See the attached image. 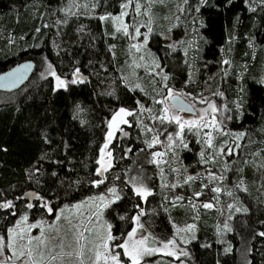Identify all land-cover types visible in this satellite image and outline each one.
<instances>
[{
  "label": "trees",
  "instance_id": "1",
  "mask_svg": "<svg viewBox=\"0 0 264 264\" xmlns=\"http://www.w3.org/2000/svg\"><path fill=\"white\" fill-rule=\"evenodd\" d=\"M127 1L94 0L95 8H73L78 14L70 16L62 11L69 0H0V74L29 60L35 63L26 84L0 89V203L11 200L15 205L0 209V233L7 232L27 204L40 202H30L26 192L35 191L42 202L56 207L99 192L103 183L95 182L108 179L121 191L107 214L114 235H126L143 210L139 222L156 241H168L174 225L195 224L194 238L180 250L187 253L182 254L187 264H264V236L259 235L264 232V3L187 0L182 19L189 28L195 16L198 35L187 56L151 39L167 84L188 92L221 91L235 111L231 130L244 133L235 156L225 160L227 186L235 180L245 183L243 210L232 219L231 231L220 233V209L195 208L189 200L203 192L201 181L181 188L184 195L177 204L166 190H156L157 171L140 126L117 137L111 167L104 177L97 174L112 113L139 101L155 107L163 90L158 79L140 77L142 90L135 91L123 83V76L131 74L127 37L111 19L99 17L119 12ZM48 65L65 80L64 86L56 87L45 74ZM188 69L192 77L184 83ZM198 138V131H186L183 144L170 155L174 166L164 175L169 187L179 170L181 177L190 173L208 150ZM133 178L135 184L130 183ZM140 182L153 189L145 200L135 191Z\"/></svg>",
  "mask_w": 264,
  "mask_h": 264
},
{
  "label": "rangeland",
  "instance_id": "2",
  "mask_svg": "<svg viewBox=\"0 0 264 264\" xmlns=\"http://www.w3.org/2000/svg\"><path fill=\"white\" fill-rule=\"evenodd\" d=\"M126 3H128V1L124 4ZM137 4H139L138 9L136 8ZM185 4V0H132L127 8L121 7L119 12L111 13L112 17H116L120 16L122 12H127V15L122 17V20L124 24L128 25L129 34L126 35L127 57L130 61L128 59L126 66L127 68L130 67L131 74L129 73L127 75L128 78L123 76V83L126 84L129 89L135 91L142 90V85L139 80L140 77H145L148 80L158 79L162 80L161 88L163 90H161V93L155 98V107L145 105L142 101H139L138 105L133 108L119 107L112 113L107 122L105 139L101 148V150L103 149L104 151L102 153L100 150L99 161H102L104 166L109 165L111 155L109 156L108 154L111 153L112 146L115 144L117 137H123L127 132V128H137L140 126L147 144L151 143L155 138H158L160 141V143L154 144L153 147H149L152 163L157 171L154 178L155 184L153 183L156 190H166L169 200L173 204H177L183 199L184 190L180 191L181 188L193 184L195 180L201 181L204 186L203 192L200 195L201 197L194 198V196H189V189H186L185 192H188L186 194L189 196V200L195 208L199 207L206 210L219 208V231L220 233H226L231 231V223L235 214L243 210L240 202V193L243 191L242 189L245 188V183L243 181L237 182L235 180V182L233 181V183L228 186L226 183V179L228 178L227 173L229 172L225 163L228 156L226 154L227 148L228 146H234L235 144L240 145L241 142L240 139H234V135L228 134H237V132H234L230 128L235 116V111L228 105V101L225 99L224 94L217 89L212 91L199 90L196 92H188L182 86L172 87L170 84H167V82L162 79L163 76H166V70L162 67L159 58L155 53L156 49L151 45V39H153L155 41L158 40L165 47L172 48V51L181 50L180 52L183 55L187 56L192 52V48L195 44L193 45L191 42L194 40L197 44L198 41L197 25L193 23L195 16L191 18L192 24L189 28L187 21L185 22V19H182ZM67 6H65V8ZM108 15L109 14L106 16ZM89 16H97V14H91ZM113 25L115 29L121 26L120 21H113ZM137 28L141 33L139 36H136L135 34ZM149 29H151V31H149ZM120 32L125 35L122 30ZM145 35L147 36L146 43ZM192 36L194 38H192ZM133 45L139 46V50H137L136 47H133ZM156 65H159V67H156ZM190 67L192 69V65ZM226 68H228V65H226ZM191 69H188L189 74L184 83H187L191 79ZM53 71L55 72V70L49 66L47 67L45 74L53 77L56 87L58 83L56 77H59L65 84V80L57 72H55V76L51 74ZM73 80L77 79L73 78ZM165 84L167 87H165ZM137 85H139V87H137ZM169 88L175 93L183 94V96L190 101L197 110L196 114L178 112L177 114L182 120L198 121L201 115L199 109L207 108V104H201L199 101L207 98L210 102L214 103L219 110L215 113V119L221 125L223 133L226 134H221V132L212 128L196 125L192 127L185 126L181 134L182 139L178 138L176 133L180 131V129L177 124L167 122L161 123L159 120L155 119V117L161 115V110L165 107L164 104L156 103V101L164 100ZM155 96L156 94H153V98ZM121 108L132 111L135 115L124 117L128 121L127 124L120 123L117 128L114 123L113 127L109 128V122L112 120L115 113ZM141 108L143 110H141ZM211 115L210 112L208 116L204 117V121H210ZM228 117H231V119H228ZM148 129H151V131H148ZM186 131H198V141L202 143L203 147H208L207 134L211 132L212 147H208L207 151L203 148L205 153L201 157L202 160L192 166L190 173L182 175L183 179L181 177L182 172L178 169V180L175 179L177 181L174 182L176 187H169L164 176L165 171L169 170L170 166L173 165L170 155H175L176 150L178 151L177 148L183 144V137ZM110 132L112 133V138L109 142ZM169 135L173 137L171 141L168 138ZM225 142H227V145ZM105 144H107V148L104 147ZM221 147L225 148V154L220 153L219 150ZM153 153H163V155L154 157ZM236 153L237 148L232 156H235ZM212 159H214V162H211ZM205 161L209 162L205 163ZM100 167L101 163L98 165V168ZM210 173L214 175L216 179H210ZM188 176L197 178L185 183ZM142 184L151 194L153 193V189H149L144 183ZM139 186L140 183H138L135 189ZM111 188L116 189L115 195L109 192V189ZM215 188H219L220 191H213ZM120 192V189L114 184V182L107 179L103 182V187L99 192L90 194L79 201L58 203L56 207L51 206V204L47 202L48 206L52 208L51 213H48L46 208L41 206L43 202L40 200V202L34 203V207L31 209L25 207L26 210L16 218L15 222L10 227H8L7 232L0 233V236H3L7 242L9 239V229L14 230L13 235L20 232L21 229H25L24 240L16 238L12 241L18 254L19 251L24 250L22 245L30 237H37L41 234V228H32L30 231H27V225L43 222L44 234L48 238L49 243L48 250L45 251L44 260L41 264H93L95 256L94 251H91L90 249H93L94 245L100 242V237L106 235L108 225H111V234L116 236L113 233V225L107 214L113 203L118 200L116 199V196L120 197ZM101 196L105 197L103 201L99 199ZM141 197L144 200L146 198L142 195ZM206 203H211L213 207L204 208L203 205ZM105 204L107 207H104ZM23 215H27V221L18 224L17 222L20 221V218ZM57 217H59V219H57ZM188 225L195 224L190 223ZM225 225H227V227H225ZM135 226L136 223L133 227ZM186 226L181 227L174 225L173 227V235L170 239L175 238L176 240V245L178 246L174 249L176 251V256L164 254L170 249H163L162 252L155 253L151 256H145L141 261V264H166L168 262L170 264H187V262L182 259L183 255L180 250L194 238L193 232L195 227L191 231H180L178 235L176 234L177 229L183 230ZM85 228H91L92 231L86 232L84 231ZM78 232H83L84 237H86V240H80L79 244L77 243ZM145 234L147 233L145 232ZM120 236L122 235H117V237ZM119 242L122 241H117V243ZM153 243L158 248L162 247L160 241L155 240ZM80 245H84L83 255L77 256V253L81 251ZM32 247L35 248V244H33ZM116 251L121 252V260L123 264H129V261L123 256L122 250L116 249ZM69 253H71V255H69ZM11 256L12 252L5 248L3 253H0V262H2V264H23L24 259H27V256L19 260L15 259V257L9 259ZM52 256H56L57 259L53 261L51 259ZM34 259L39 261V257L35 254Z\"/></svg>",
  "mask_w": 264,
  "mask_h": 264
},
{
  "label": "snow or ice",
  "instance_id": "3",
  "mask_svg": "<svg viewBox=\"0 0 264 264\" xmlns=\"http://www.w3.org/2000/svg\"><path fill=\"white\" fill-rule=\"evenodd\" d=\"M132 0H128V3L122 5L123 8H127L129 4H131ZM187 2V0H185ZM247 3L248 0H245ZM261 3H264V0H261ZM95 8L96 4L94 0H88L87 3H79L78 0H69L68 6L65 9H62V11H65L67 15L70 16H75L78 13L73 11V8L77 9H88L89 7ZM136 8H139V4L136 5ZM254 10V9H250ZM127 15V12H122L120 16L112 17L111 14L108 16H101L99 19L101 20H106V19H112L113 21H120L119 27H117V31H123L125 35H128V25L123 23L122 17ZM151 31V29H149ZM136 36L141 35L139 32V29L137 28L135 30ZM135 38V37H133ZM147 42V36L145 35V43ZM133 47H136L137 50H139V46L133 45ZM225 63H228V61H225ZM30 67V65H21L20 69H27ZM156 67H159V65H156ZM20 69L13 70L12 73H9L8 76L12 77V79L9 81V83H3L0 82V88L4 87H15L24 77L23 75H17L18 72H20ZM78 72V70H77ZM53 76H55V72L53 71L51 73ZM5 78L0 77V81H3ZM162 79L164 81H167V76H163ZM57 80V87L64 86V81L60 80L59 77H56ZM73 83L76 81L73 80ZM139 87V85H137ZM165 87L167 85L165 84ZM201 104H207V108L204 109H199L200 112V119L198 121H189V120H182V118L177 114L178 112L181 111H194V105L190 102L186 103L185 97L181 93H175L173 92L172 89H168L167 96L165 97L164 100L156 101V103L164 104L165 107L161 110V115L155 117V119L159 120L161 123L167 122V123H175L179 127L180 131L176 133V136L178 138L182 139V132L185 128V126L192 127L196 125H200L202 127H207V128H212L215 129L218 132H221V134H226L223 133L221 125L216 121L215 119V113L219 111L215 104L210 102L207 98L200 100L199 101ZM141 110H143L141 108ZM150 111V110H149ZM211 112V119L210 121L205 122L204 117L208 116ZM135 115L134 112L128 111L124 108H121L118 110V112L115 113V115L112 117V120L109 122V128L113 127V124L115 123L116 127H119L120 123L127 124L128 121L124 118L127 116H133ZM228 119H231V117H228ZM148 131H151V129H148ZM229 135H234V139L239 140L242 139L244 136V133H237V134H230ZM127 135V133H125ZM207 145L208 147H212V134L209 132L207 134ZM112 138V133H109V142L111 141ZM169 140L171 141L173 137L169 135ZM160 143L158 138H155L151 143L148 144V147H153L154 144ZM227 145V142H225ZM186 146V145H185ZM107 148V144L104 146ZM239 144H235L234 146H228L227 148V155H232L235 152L236 148H239ZM103 153V149L101 150ZM221 154H225V148L221 147L219 150ZM109 156L111 153L108 154ZM163 153H153V156H161ZM209 161H205V163H208ZM211 162H214V159H212ZM98 163H101V167L97 169V174L98 175H103L104 172L108 170L109 167H111V164L107 167H105L102 163V161H98ZM38 171V170H37ZM197 177L193 176H188L187 179L185 180V183H188L189 181L195 180ZM210 179H216L214 175L211 173L209 174ZM96 184H101L103 183V180L96 181ZM130 183L135 184L136 179L133 178V180L130 181ZM171 187H176V185H171ZM136 193L138 195H142L146 197L147 195H150L151 193L143 187L142 182H140V186L137 187ZM246 190V189H245ZM215 192H219V188L213 189ZM109 192L112 193L113 195L116 194V189L111 188L109 189ZM202 193L197 192L194 195L196 197H199ZM25 196L28 197H33L35 196L38 200H42V197H39L38 194L36 193H25ZM22 197H17V199H21ZM101 201L105 199V197L101 196L99 198ZM116 199H119V196H116ZM180 199V198H178ZM42 207L46 208L48 213L52 212V208L48 206L47 202H43ZM27 208L31 209L34 207L33 204L29 203L26 206ZM104 207H107L105 204ZM204 208H211L213 205L211 203H206L203 205ZM15 205L13 201L7 200L2 203H0V209H14ZM239 211V209H238ZM13 214H15L13 212ZM140 215H143V210H141L140 214L134 217V220L136 221V226L131 229L126 235H122L120 237L113 236L111 234V225H108L107 227V232L106 235L100 237V242L96 243L93 247V249H90L91 251H94V256L95 259L93 261V264H123L121 260V252L116 251V249H121L123 256L129 261V264H141V261L144 259L145 256H151L155 253L162 252L163 249H170L168 252L164 253L166 255H172L176 256V251L174 250L178 246L176 245V240L175 238L169 239L168 241H160V244L162 247H156L153 241L156 240L155 237L151 235V233L145 234L146 230L144 229V225L139 222L140 220ZM28 219L27 215H23L20 218V221L17 223L21 222H26ZM59 219V217H57ZM51 227V226H49ZM195 225H187L185 229H177V235L179 234L180 231H191L193 230ZM227 227V225H225ZM32 228H41V234L37 237H30L23 245L22 248L24 250L19 251L17 254V251L12 243V241L16 238L20 240H24V232L25 229H21L20 232L15 233L13 235L14 230L9 229V239L6 242L5 238L3 236H0V253H3L5 248L9 249L12 252V256L9 257V259H12V257H15V259H22L25 256H27V259H24L23 264H41V262L44 260V253L46 250H48V238L44 234V229H43V222H37L34 224L27 225V231H30ZM84 231L86 232H91V228H85ZM260 236H264V232L259 233ZM86 240V237H84L83 232H78L77 235V243L79 244L80 240ZM117 241H122L117 243ZM35 244V248L32 247V245ZM83 247L84 245H80L81 251L77 253V256H82L83 255ZM34 254L39 257V261L34 259ZM183 255H187L186 252H181ZM71 255V253H69ZM178 258V257H177ZM51 259L55 261L57 259L56 256H52ZM2 264V262H0Z\"/></svg>",
  "mask_w": 264,
  "mask_h": 264
},
{
  "label": "water",
  "instance_id": "4",
  "mask_svg": "<svg viewBox=\"0 0 264 264\" xmlns=\"http://www.w3.org/2000/svg\"><path fill=\"white\" fill-rule=\"evenodd\" d=\"M21 65H30V67H28L27 69H20ZM16 69H20V72H18L17 75H23L24 78L15 87H4V88H0V89H2V90H14V89H17V88L23 86L24 84H26V82L30 79V77L32 76V74H33V72L35 70V63L33 61L29 60V61L23 62V63H21L19 65H16V66L12 67L11 69H9V70H7V71H5V72L0 74V77H4L5 78L3 81H0V82L6 83V84L9 83V81L12 79V77H9L8 74L12 73L13 70H16ZM75 76L76 77H80L83 80L87 79V76H85V75H83L81 73H76ZM185 100H186V103L190 102L186 98H185ZM181 112L187 113V114H196L197 110H196V108L194 106V111H191V112H189V111H181ZM107 166L108 165H106L105 167H107ZM105 173L106 172H104L103 175H100V176L104 177ZM26 193H36V192L31 190V191H28ZM26 198L28 200H30V202H33L35 199H37L35 196H33V197L26 196Z\"/></svg>",
  "mask_w": 264,
  "mask_h": 264
},
{
  "label": "flooded vegetation",
  "instance_id": "5",
  "mask_svg": "<svg viewBox=\"0 0 264 264\" xmlns=\"http://www.w3.org/2000/svg\"><path fill=\"white\" fill-rule=\"evenodd\" d=\"M109 163L111 164L112 163V158L110 159ZM36 200V199H35Z\"/></svg>",
  "mask_w": 264,
  "mask_h": 264
}]
</instances>
